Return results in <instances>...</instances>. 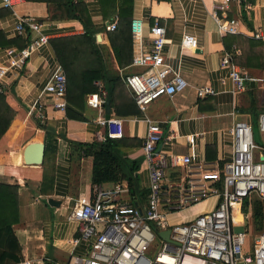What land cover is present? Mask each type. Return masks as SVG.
Returning a JSON list of instances; mask_svg holds the SVG:
<instances>
[{"label":"crops","instance_id":"crops-1","mask_svg":"<svg viewBox=\"0 0 264 264\" xmlns=\"http://www.w3.org/2000/svg\"><path fill=\"white\" fill-rule=\"evenodd\" d=\"M116 1L104 7L100 6L98 0L73 1L81 5L88 34L85 33L83 24L70 12L68 0H22L13 7V11L0 7V62L4 61L7 50L19 49V42L21 41L22 47L27 40L13 31V14L42 22L44 25L41 33L48 40V44L38 47L30 54L21 70L9 71L5 77L7 90L2 97L14 111V116L0 138V183L18 186V222L10 226L18 252L9 254V258L5 257L4 263H14L10 255L17 256L19 260L48 257L64 262L69 253L79 256L83 254V244L71 247L65 244V241L75 234L76 229L75 223L68 218L70 202L78 195L86 193L91 185V158L77 157L67 140H99L97 136L102 134L103 130L96 123L97 117L110 116L121 120L119 138L123 139L125 145L118 148V153L137 162L134 185L137 191L144 193L142 197L134 195L131 199L129 193L122 194L121 198H128L134 203L143 202L148 181L145 160L140 150L147 119L158 125L161 137H167L166 141L158 144L162 153H192L191 171L210 169L215 165L220 167L224 160L229 159L230 137L227 130L233 122L245 121L251 126V131L253 125L255 127V118L252 124L250 115L246 117L238 109L243 91L234 95L231 93L232 86L227 79V68L218 65L223 53H231L235 49L236 52L232 55L235 56L239 50L225 39L226 36H220L216 32L215 23L210 16L212 0H131L130 19H141L143 31L153 19L163 27L167 40L162 47L163 59L172 69L179 71L186 81V86L171 97L160 96L154 99L143 112L138 111L136 106L134 108L133 105H128L127 99L131 96L122 82V76L136 72L139 68L129 64L123 68L117 67L106 31L103 29L105 21H110L113 17L117 20ZM226 16L237 19L238 35L252 38L251 34L258 33L262 39L256 40L264 43V0H232ZM183 33L191 34L195 38L196 47L192 52L179 49V40ZM91 38L102 62L105 85L120 97H116L114 103L122 101L117 108L119 113L115 114L109 104L107 111L105 104L99 111L86 104L87 95L97 92L95 81L106 94L103 82L96 79L92 81L96 90L82 97L80 107L71 106L64 97L65 107L80 117L66 118L64 111L52 108L51 99L42 92L55 66L59 65L52 46ZM130 48L132 52V46ZM232 56L230 60L235 64ZM243 68L256 78V81L258 77H264V65L262 68ZM219 78H223L222 83ZM254 82L252 85L247 84L246 90H251ZM203 84L209 85L213 93L198 97L194 89ZM250 100H255L251 92L248 105ZM37 101L41 104L42 118H36L35 113H27L29 106L37 104ZM254 106L255 101L250 105V109L257 112L264 109L263 107L257 110ZM34 120L51 129L54 134L45 137L44 131L36 128ZM189 134H196L191 146L184 139V136ZM19 141L20 146L12 151ZM29 141H39L42 147L38 166L21 163L22 148ZM184 172L183 167H177L167 171L166 177L177 179L183 176ZM101 184L108 186L111 183ZM252 198L255 197L241 203L238 207L240 213H251ZM47 199L56 202L55 205L48 204ZM215 202L216 197L212 196L200 200L173 214L171 221L180 222L191 218L210 209ZM262 218L263 216L257 223L251 217L253 223L250 235L261 226ZM0 251H5L3 245L0 246Z\"/></svg>","mask_w":264,"mask_h":264},{"label":"built area","instance_id":"built-area-1","mask_svg":"<svg viewBox=\"0 0 264 264\" xmlns=\"http://www.w3.org/2000/svg\"><path fill=\"white\" fill-rule=\"evenodd\" d=\"M22 0H0V7L13 11ZM75 1V0H72ZM178 1V0H169ZM232 0H212L210 16L220 36L239 34L235 17H227ZM13 31L26 38L24 46L7 50L0 62V96L7 90L6 74L23 68L30 54L38 47L48 44L41 33L43 23L31 18L13 14ZM116 17L103 24L104 31H112ZM129 36L132 46L130 66L139 68L122 76V82L129 91L137 110L143 112L154 99L171 97L186 86V81L177 69L165 63L162 47L167 42L164 29L153 19L145 26L142 21L131 18ZM254 39H262L258 33ZM196 47L195 38L183 33L179 49L192 52ZM236 52L223 53L218 65L227 68V79L231 83V93L244 91L249 82L256 78L249 76L243 67L231 62ZM220 83L223 78L218 79ZM96 93L88 94L86 104L101 109L105 102V91L95 81ZM42 92L51 99L53 109L65 108V75L56 65L45 82ZM196 96L213 93L207 85L194 89ZM35 113L42 118L41 104L37 101L29 106L27 113ZM96 123L104 137L121 136V120L116 117H97ZM255 127L264 133V109L257 112ZM230 137V157L220 167L190 170L192 153L184 155L162 153L158 144L166 141L161 137L157 124L146 120V131L140 150L147 170V187L142 203H134L128 198L125 182L116 181L108 186L91 184L88 191L70 202L68 218L75 223V234L65 241L73 247L84 245L82 255L69 253L64 262L48 257L30 260L21 259L12 264H264V145L252 140L249 123L236 121L228 128ZM195 135H185L192 145ZM177 167L184 168V175L169 179L166 173ZM216 197L215 204L191 218L180 222L171 221L173 214L207 197ZM251 197L262 202L263 218L258 230L250 235L251 213L239 212L240 218H233V206L238 207ZM166 231V238L159 235ZM156 240V241H155Z\"/></svg>","mask_w":264,"mask_h":264},{"label":"trees","instance_id":"trees-1","mask_svg":"<svg viewBox=\"0 0 264 264\" xmlns=\"http://www.w3.org/2000/svg\"><path fill=\"white\" fill-rule=\"evenodd\" d=\"M100 6L104 7L108 3H114L115 0H98ZM116 26L112 31H106L107 41L112 51L118 68L127 66L130 62L131 48L129 36V19L131 0L116 1ZM70 12L79 20L85 33H89L86 28V20L83 19L81 5L77 2L68 0ZM115 6V5H114ZM233 46L239 50L238 55L232 56L233 62L246 68H262L264 65V43L259 40L245 37L242 35H227L226 38ZM22 43L19 42V48ZM54 57L62 68L65 75V93L64 97L71 106H81L82 97L87 93L94 92L95 86L93 80L99 79L103 82L106 90V97L109 106L115 114H118V107L122 101L114 103V100L120 97L105 85L104 69L102 62L91 39L77 40L52 46ZM248 87V86H247ZM250 91V88L248 89ZM131 96V95H130ZM127 104L135 105L132 98L127 99ZM250 105L254 100H250ZM66 118L80 119L73 114L68 107L64 108ZM257 111L250 109V118L252 124ZM130 113V112H128ZM127 114V113H126ZM14 116V111L5 103L2 95L0 96V138L6 130L9 122ZM36 128L44 131L45 137L54 132L34 120ZM67 143L77 155V157H90V183H112L124 180L127 184L130 199L134 195L142 197V191H137L135 187V170L137 162L135 160L122 157L118 153V148L125 145L123 139L104 137L103 140H92L90 142H74L67 140ZM18 186L13 184L0 183V246L3 245L5 251H0V264L4 263V258H9V254H17L18 245L12 234L10 226L18 222ZM146 192V191H145ZM139 193V194H137ZM262 203L257 198L250 200L251 217L254 222H259L263 216ZM260 226V224H259ZM12 262L19 259L10 255Z\"/></svg>","mask_w":264,"mask_h":264},{"label":"rangeland","instance_id":"rangeland-1","mask_svg":"<svg viewBox=\"0 0 264 264\" xmlns=\"http://www.w3.org/2000/svg\"><path fill=\"white\" fill-rule=\"evenodd\" d=\"M249 76H251V75H249ZM250 92H251V96H253L255 99L254 101L256 103V106H254V107L257 110H260L261 108H263L264 107V77L263 76L258 77L257 81L254 82V86L252 87V89L250 91L245 89L242 92L243 95L240 96V98H239V108L238 109L240 110V113L242 112L243 114L246 115V117L250 114V111H249L250 105H248ZM252 140L257 145H264V133L258 132L256 130V128L254 127V125L252 127ZM20 142L21 141L17 142L14 145L13 150L11 148H9V149L12 151L17 150L18 146H20L19 145ZM13 181L15 182L16 179H13ZM25 216H27V215H25Z\"/></svg>","mask_w":264,"mask_h":264},{"label":"bare ground","instance_id":"bare-ground-1","mask_svg":"<svg viewBox=\"0 0 264 264\" xmlns=\"http://www.w3.org/2000/svg\"><path fill=\"white\" fill-rule=\"evenodd\" d=\"M40 149V143L39 141L33 142L29 141L27 144H25L21 151V163L22 165L27 166H38L37 163V153H35V150ZM233 218L236 220H239V209L238 205L234 204L233 206Z\"/></svg>","mask_w":264,"mask_h":264},{"label":"water","instance_id":"water-1","mask_svg":"<svg viewBox=\"0 0 264 264\" xmlns=\"http://www.w3.org/2000/svg\"><path fill=\"white\" fill-rule=\"evenodd\" d=\"M249 85H252V82H250ZM104 104H105V106H104L105 107V111H107L108 110L107 100H105ZM35 153H37V160L36 161H37V163H40L41 157H42V147H40V149L35 150ZM47 203L51 204V205H55L56 202L51 201V199H47ZM159 235L164 237V238H166L167 232L166 231H162V232L159 233Z\"/></svg>","mask_w":264,"mask_h":264}]
</instances>
